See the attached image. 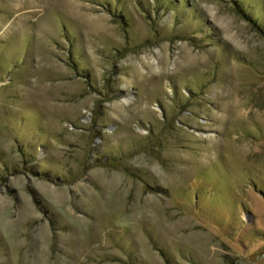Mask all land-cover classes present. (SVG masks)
<instances>
[{"label": "rangeland", "instance_id": "obj_1", "mask_svg": "<svg viewBox=\"0 0 264 264\" xmlns=\"http://www.w3.org/2000/svg\"><path fill=\"white\" fill-rule=\"evenodd\" d=\"M0 264H264V0H0Z\"/></svg>", "mask_w": 264, "mask_h": 264}]
</instances>
